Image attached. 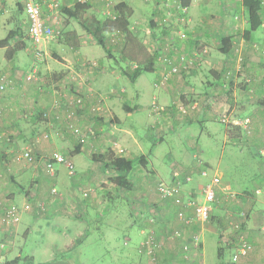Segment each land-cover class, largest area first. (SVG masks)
Listing matches in <instances>:
<instances>
[{
	"label": "crops",
	"instance_id": "1",
	"mask_svg": "<svg viewBox=\"0 0 264 264\" xmlns=\"http://www.w3.org/2000/svg\"><path fill=\"white\" fill-rule=\"evenodd\" d=\"M39 1L43 16L48 23L59 27L61 38L41 44L45 58L39 64L40 80L25 81L24 72L30 69L33 62V42L28 34L24 0H17L14 6L7 5L8 0H0V39L9 34L11 37L9 46L0 48V76L7 74L13 79L7 90L0 94V135H4L1 140L3 142L0 141V169L6 167V154L11 156V151L17 146L29 147L42 156L50 155L61 148L67 158L74 160L76 164L73 173L68 170L71 180L63 181L64 188L60 192L61 195H69L70 198L62 204L67 211L74 212L81 204L72 195H112L107 191L105 184L112 176L117 175V172L107 167L103 161L95 160L94 155H100L108 149L117 152L113 147V140H119L124 145L119 144L124 149L121 155L136 162L144 156L147 161L145 167L137 164L128 175L133 184L131 189L126 190L115 185L120 189V193L117 192L116 195L148 194L149 183L153 180H150L152 173L168 175L170 180L167 182H171L174 171L179 170L183 175H191L193 179L183 185V192L177 196L175 207L192 215L194 208L186 207V200L188 197L202 199L203 186L209 180L201 175L197 166L198 159H202L201 156L204 155V163L210 168L211 165L214 166L216 169L213 172L221 177L217 187L218 207L217 210L214 207L212 215H221L225 205H229L228 212L241 218L242 228L254 245L253 250L240 256L236 264H264V54L261 50L264 48V31L258 32V28L250 34L246 33L249 22L247 8L242 0H192L187 9L186 20H181L173 14V17H169L165 0H113L114 7L120 2H125L132 11L128 14L129 32L134 40L132 44L142 43L147 60L152 62L153 70L150 72L155 76L152 81L150 78L141 81L145 72L130 80L125 73L132 70L130 64L117 69L109 63L112 60L109 56L113 53L107 47L110 44L109 38L121 33L123 43L129 44V40L125 31H110L107 28L108 21L103 17L106 11L105 2ZM77 2L89 4L84 17H68L63 8L74 7ZM218 3L222 11L215 7ZM57 4L54 8L53 5ZM262 4L261 27L264 28V0ZM7 7H11L10 13H6ZM233 9H240L241 13L232 15ZM224 38H228L231 44L227 53L221 51ZM22 43H25V47L18 48ZM173 44L177 46L176 50L172 49ZM182 51L195 57L194 68L172 74L167 81L161 82L163 73L169 70L170 61H175ZM118 52L115 51L113 55H118ZM133 61L135 60L129 63ZM142 61L140 59V62ZM25 64H28L27 69L24 68ZM121 78L131 82L133 91L129 92L124 84L119 86L118 79ZM150 87L153 88L152 91ZM147 93L151 94L152 100L147 102L146 106V98L143 96ZM76 94L82 95L85 100L84 108L78 112L77 122L82 125L83 130L87 127L90 136L92 135L88 144L83 145L68 131L64 122L60 123L53 118L57 115L53 108L55 101L62 104L61 111L66 113L75 104ZM154 101L157 102L156 107ZM180 103H197V108L186 116H180L177 113ZM100 104L101 109L93 111V107ZM146 109H150L153 117L146 114ZM46 112L52 121L45 120ZM137 114L140 118L135 120ZM226 114L229 122L233 119H248L250 130L246 132L254 139L242 137L244 125L228 122L230 125L226 124L225 133L222 134L224 143L230 139L241 138L246 140L247 144L233 147L232 150L239 153L248 151L252 155L260 153V160L248 162L250 166H255L257 171L243 173L245 179L225 178V168L221 166L227 150L225 147L217 153L218 161L214 164L210 159H214L216 153H212L210 143H205L204 147L199 148L196 142L193 144V140L189 150L178 152L180 160L170 172L165 164L164 168H156L137 135V128L143 126L149 132L156 131L160 140H163L166 127L178 131L182 126L189 127L192 119H219ZM207 130L206 133L210 137L216 132L209 128ZM46 133L50 136L46 137ZM9 136L13 137L10 144L4 142ZM149 153L153 154L154 149H149ZM88 157L91 161H88ZM149 163L152 166L151 172L147 167ZM21 177L13 173L10 180L18 181ZM160 181L158 180L156 185ZM44 188L43 186L41 189ZM26 196L18 183L11 184L10 181L0 178V200L16 203L19 200L22 203L37 200V197L31 199ZM159 203V210L170 220L173 207L168 201ZM82 206L85 207L84 204ZM28 216H33L36 220L34 212H29ZM178 226L180 222L176 214L174 223L167 227L166 231ZM157 228L156 234L164 241L163 227ZM209 230L211 231L209 225L202 228L195 225L187 227L183 238L164 241L160 252L162 260L176 259L179 264H197L199 260L183 259V245L187 238L200 231L202 244L194 255L200 257V264H205L204 236L208 232L207 236L212 238ZM217 230L219 233L213 234L219 239L218 244L223 243L225 249L233 248L234 256L238 242L231 244L220 234L222 229L216 228ZM243 230L241 229L242 232ZM10 254L9 251L5 256ZM224 264H233V261Z\"/></svg>",
	"mask_w": 264,
	"mask_h": 264
},
{
	"label": "rangeland",
	"instance_id": "2",
	"mask_svg": "<svg viewBox=\"0 0 264 264\" xmlns=\"http://www.w3.org/2000/svg\"><path fill=\"white\" fill-rule=\"evenodd\" d=\"M16 1L17 0H8L7 5L14 6ZM215 7L222 11L219 3ZM10 8L11 7H7L6 13H10ZM240 13V9L231 10L232 15ZM172 14L174 15L176 13L172 12ZM106 16L109 18L108 14L104 12L103 17L108 20ZM262 31H264V28L260 27L258 32ZM110 36H112V34H110ZM112 37H115L116 39L119 38V42L113 44V41L109 38L108 42L110 44L108 43L109 45L107 47H109L113 53H115V51L119 52L118 55H113V53H111L109 58L112 60H110L109 63L116 66L115 68L117 69H119L120 66H125V64H130L132 69H134V63H129L130 61L127 59L122 60L121 51L124 43L121 41V33H116ZM141 44L142 43H137L135 49L137 52V59L139 61L140 59L147 60V56ZM27 66L28 64H25L24 68L27 69ZM153 77L155 76L154 74L152 75L151 72H145L141 81L148 80V78L152 81ZM113 78L115 79V76H113ZM126 78L118 79L119 86L124 84L129 92L133 91L131 82L126 80ZM152 90L153 88L150 87V91ZM143 97L146 98L144 104L147 106V102L152 100L151 94L147 93ZM146 114L149 117H153L150 109H146ZM224 116H227V114L223 115L222 118L220 117L219 119L216 117H213L212 119H205L204 117L192 119L190 120L189 127L182 126L178 131L173 129L170 130L166 127L164 130L165 132H163V140H160L156 131L151 130L149 132L143 126L137 128V135L140 138L142 145L147 150V156H151L156 168H164L163 166L165 164L170 172L172 167H174L180 160L178 157V152L180 150H189V146H192L195 142L199 148L204 147L205 143H210L212 153H216L215 158L210 159V161L214 164L217 163V157L219 156L218 154L221 152L222 148L225 147L227 149L225 150L221 165L225 168V178H232L233 180L240 178L245 179L243 173L245 174L257 171L255 166H250L249 161L260 160V153H253L252 155L248 151L239 153L232 150L233 147H241L243 144H247L246 140H244L245 138L249 140L254 139H252L250 134L246 132V130H250L249 124L243 132V140H241V138L238 140L230 139L227 143H224L222 134L225 133L226 124L229 122H224L222 120ZM138 118H140L139 114H137L134 119L137 120ZM229 123L228 125H230ZM54 124H56V122H54ZM79 126L82 127L80 124ZM208 128L216 131L213 133L212 137L206 133V131L208 132ZM83 131L87 135V141L84 143L79 141L77 135L70 132L82 145L88 144L90 138L92 137V135L90 136V131L87 127L86 130ZM53 132L56 131L53 130ZM12 140L13 137L9 136L4 142H8V144H10L12 143ZM191 140L194 141L193 144H191ZM116 141L124 146L121 141ZM257 145L260 144L257 143ZM23 149H25V147L17 146L11 151V156H9V153L6 154V167L0 169V178L10 181L11 184L12 182L18 183L21 186L23 195H27L26 197L29 196L31 199L37 197V200L26 201H30L29 203L32 204L31 209L23 214V218L20 223L15 226V230L12 229V232L10 231L12 235L14 234L10 238L12 244L8 247L9 249L7 248L6 250L1 251L4 258L3 260H0V264L15 258L17 255H21L19 264H48L58 256L67 257L71 264L158 263L150 257L139 254L138 243L140 239L145 236V233H150L151 230L156 232V229H158L157 227H163L162 230L165 237L167 227L175 221V216L180 209L175 207V201L178 200V197L164 198L158 193L156 187L158 180L160 181L164 179L169 181L170 178L168 175L164 176L162 173H152L150 180L153 179L154 181L152 180L149 183V193L143 195H116L120 189H118V187L116 188L112 181L109 180L105 185L108 189L107 191H110L109 193L112 195H72L77 202L81 204V206H79L77 211L75 210L74 212H69L62 203L66 202V199H69L70 197L69 195H61L60 193L64 188L63 181L71 180V175H69L66 165L60 163L56 164L54 172L51 173L43 164H39L38 161L17 159V156L20 155ZM149 149H154V153L150 154ZM58 152L66 155L64 150L61 148H59ZM205 152H207L206 148ZM52 154L47 156H51ZM205 155L207 156V153ZM153 156L155 157L153 158ZM201 158L204 160V155L201 156ZM88 161H91L90 157H88ZM41 166H43V168H41ZM147 167L150 169L149 172H151L150 167L152 166L150 163ZM211 167L212 168L209 170L210 175L204 177L206 180L209 179L213 170L216 169L212 165ZM13 173L21 175L22 177L20 180H10V176H12ZM160 176L163 178L161 179ZM43 186L45 187L44 190L41 189ZM54 189L56 190L54 191ZM161 201H168L171 207H173L170 220H167V215L162 213L158 208V205L161 204L159 202ZM17 203L19 205L23 204L21 200L17 201ZM39 203L44 204V209L38 206ZM217 203L215 202L213 204V206L216 207V210L218 207L216 205ZM83 204L85 207L82 206ZM228 206L225 205V210L221 215L214 213L215 215L213 214L211 216L209 223H205V226L209 225V228L211 229V231L209 230V233H212V238L207 236L208 232L205 233L206 235L204 234L205 245L203 256L205 258V264L232 263L234 249L226 248L223 252V256L220 258L218 255L219 239L214 236L216 232L219 233V230L216 231V228H220L224 231V237L227 238L231 244L238 242V237L241 234L239 231L237 232L236 230H232L230 222H241V218L233 215L232 212H228ZM29 212L31 214L34 212L36 220L35 217L28 216ZM213 232L215 234H213ZM242 233L246 235L244 230ZM126 239H129L128 245H125L124 243ZM9 251L11 254L5 256V254H8ZM196 260H199L197 261V264H200V257L196 256Z\"/></svg>",
	"mask_w": 264,
	"mask_h": 264
},
{
	"label": "built area",
	"instance_id": "3",
	"mask_svg": "<svg viewBox=\"0 0 264 264\" xmlns=\"http://www.w3.org/2000/svg\"><path fill=\"white\" fill-rule=\"evenodd\" d=\"M105 2L106 6V14L110 18L115 19L117 15V11L113 5V0H102ZM166 9L168 11V16H172V12H175L181 20H186L187 14V6H183L181 4V0H165ZM57 5H53L56 8ZM24 10L28 17V34L33 42V62L27 71L24 72L23 79L25 81H38L40 80L39 73V64L45 58L44 50L41 48V44L44 42H48L51 40H58L61 36V30L53 23H48L46 18L43 16L41 3L39 0H24ZM167 18V17H165ZM113 44L119 42V38L111 37ZM122 41V39H121ZM173 50L177 49V46L173 44ZM264 54V48L261 49ZM195 57L191 56L188 52L182 51L179 53L175 61H170L169 70L163 73L161 82H165L169 79L172 74H178L187 70H190L195 65ZM137 67V64L133 65ZM13 79L7 75L3 74L0 76V94L4 93L7 88L12 84ZM101 102V100H100ZM73 107L67 111L66 113L63 110V106L60 102H56L53 104V108L57 111V115L53 116L54 120H59L60 123L64 122L66 124V128L69 132L77 135L80 142L84 143L87 141V135L83 131V129L77 123L78 112L84 108L85 100L82 95L76 94L74 96ZM154 107H156L157 102H153ZM197 108V103L185 104L180 103L177 107V113L180 116H186L190 113L191 110ZM101 109V104L99 106L93 107V111H98ZM45 120H51V116L46 112L44 114ZM224 122H228V116H224L222 119ZM233 124L244 125L245 128L249 124V120H238L233 119ZM4 135H0V141L2 140ZM46 137L50 135L48 133L45 134ZM113 147L117 150L116 153L120 154L124 152V149L119 146V143L116 140H113ZM17 159H26L29 161H38L43 164L47 170L51 173L55 170L56 164H65L68 170L73 173L75 170L74 162L67 158L66 155L60 153L58 151L54 152L51 156H42L37 153L33 149L29 147L23 149L20 155L17 156ZM197 166L200 169V173L203 177H207L210 175L208 167L202 159H198ZM193 177L191 175H183L181 171L176 170L173 173V179L171 182H167L161 180L157 185V190L160 195L164 198H174L182 194L183 185L185 182L192 181ZM221 181V177L213 172L209 177V180L203 186V198L198 200L192 197H188L186 200L185 206L194 208V214L190 215L186 213L184 210H178L177 218L180 222V226L177 228H171L166 231L164 241H174L176 239L183 238L185 235V231L187 227L200 226L202 228L205 223H209L212 212L214 210L213 204L217 201V187ZM56 189H54L55 191ZM233 196V195H231ZM40 208L44 209V204L39 203ZM31 209V204L24 203L19 205L16 202H7L0 200V260H3L4 256L1 251L6 250L11 244L12 229L15 230V226H17L23 218V214L28 212ZM230 226L238 231H241L243 227L242 221H231ZM11 231V232H10ZM195 233L191 237L187 238L184 242V256L183 259H187L191 261L196 259V255H194L197 250L201 247V235L199 233ZM224 231L221 230L220 234L223 235ZM240 236L238 238L237 250L235 255L232 258L233 264L238 262L240 256L247 255L250 253L254 245L247 238V236L240 232ZM224 236V235H223ZM164 241H162L155 231L151 230L150 233H145L139 243H138V253L147 257H150L155 262L164 264H179L178 260L170 259L167 261L161 260L160 252L163 249ZM125 245L129 244V239L125 240ZM161 260V261H160Z\"/></svg>",
	"mask_w": 264,
	"mask_h": 264
},
{
	"label": "trees",
	"instance_id": "4",
	"mask_svg": "<svg viewBox=\"0 0 264 264\" xmlns=\"http://www.w3.org/2000/svg\"><path fill=\"white\" fill-rule=\"evenodd\" d=\"M192 0H181V4L183 6H189L191 4ZM243 5L247 8V15H248V22H249V29L247 30V34H250L254 31H256L258 28L261 27L263 24V18H262V11H263V4L262 0H242ZM89 8L88 3H82L77 2L74 7L63 8V12L68 17H74L76 19L83 18L84 14ZM117 11V17L115 19L111 18L108 19L106 22L107 28L110 31H117L120 30L121 32L125 31L127 33V40H129V44L124 43L122 48V59L125 60H135L133 63L137 64V67L132 69L130 72H125L128 74V78L130 80H133L134 78H137L140 74L143 72H150L152 71V62L151 60H143V62L138 61L137 59V52L136 44L133 43L132 35H130L129 32V20H128V14H130L132 11L128 8L127 4L125 2H120L116 4L115 7ZM10 34L0 39V48L7 47L10 44ZM61 38V36H60ZM131 44V45H130ZM25 43L19 44L18 48H24ZM231 47V44H229V39L224 38L223 39V48L221 51L223 53H227ZM126 69V68H125ZM95 160L103 161L107 167H111L115 172H117V175H114L110 178L112 183L116 186H119L123 189L129 190L133 187L132 182L128 178V175L134 170L135 166L137 164H141L143 167L146 166L147 159L142 156L139 158V160L136 162L133 159H130L128 157H125L123 155H119L116 153L113 149H108L104 153L100 155H94ZM225 248L223 247V243L220 242L219 249H218V255L221 258L223 256ZM58 258H67L64 256H58L55 259ZM21 259V255H17L15 258L3 262V264H19V261ZM54 259V260H55ZM53 261V260H52ZM49 264V263H48Z\"/></svg>",
	"mask_w": 264,
	"mask_h": 264
},
{
	"label": "water",
	"instance_id": "5",
	"mask_svg": "<svg viewBox=\"0 0 264 264\" xmlns=\"http://www.w3.org/2000/svg\"><path fill=\"white\" fill-rule=\"evenodd\" d=\"M49 264H71L67 258H58L51 261Z\"/></svg>",
	"mask_w": 264,
	"mask_h": 264
}]
</instances>
